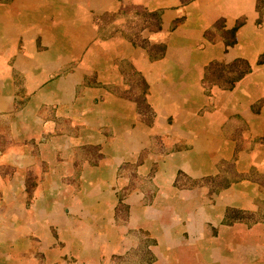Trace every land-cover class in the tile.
<instances>
[{
	"label": "crops",
	"instance_id": "crops-1",
	"mask_svg": "<svg viewBox=\"0 0 264 264\" xmlns=\"http://www.w3.org/2000/svg\"><path fill=\"white\" fill-rule=\"evenodd\" d=\"M0 264H264V0H0Z\"/></svg>",
	"mask_w": 264,
	"mask_h": 264
},
{
	"label": "trees",
	"instance_id": "trees-1",
	"mask_svg": "<svg viewBox=\"0 0 264 264\" xmlns=\"http://www.w3.org/2000/svg\"><path fill=\"white\" fill-rule=\"evenodd\" d=\"M261 3V2H260ZM237 30V27L234 28L233 30L229 31L228 33L231 34L232 36L235 35ZM232 39V38H231ZM235 41V39L233 40H228L227 44H233ZM219 67L224 68L223 71H226L227 75L229 74H233L232 76H227L226 79H224V81L222 82H218L215 79L211 78V74L213 69H217ZM227 69V70H226ZM250 65L247 61L243 60V59H237L235 60L233 63L231 64H224L222 62H215L212 63L210 66H208L207 72H206V76H205V81L206 83H223L226 86H231L232 84H234L237 80L241 79L247 72L250 71Z\"/></svg>",
	"mask_w": 264,
	"mask_h": 264
},
{
	"label": "rangeland",
	"instance_id": "rangeland-1",
	"mask_svg": "<svg viewBox=\"0 0 264 264\" xmlns=\"http://www.w3.org/2000/svg\"><path fill=\"white\" fill-rule=\"evenodd\" d=\"M157 49H159V48L157 47ZM223 70H224V68H222V67H219L217 69H213L212 74H211V78L217 80L218 82H222V81H224V79H226L227 76L230 77L233 75V74H229V73L227 75L226 71H223Z\"/></svg>",
	"mask_w": 264,
	"mask_h": 264
}]
</instances>
